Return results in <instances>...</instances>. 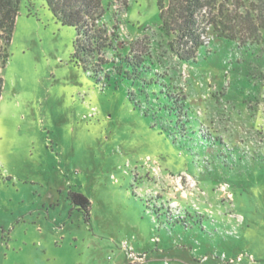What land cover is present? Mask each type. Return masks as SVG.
Segmentation results:
<instances>
[{
    "label": "rangeland",
    "instance_id": "rangeland-1",
    "mask_svg": "<svg viewBox=\"0 0 264 264\" xmlns=\"http://www.w3.org/2000/svg\"><path fill=\"white\" fill-rule=\"evenodd\" d=\"M103 6L112 47L104 67L89 58L95 77L73 60L75 27L21 4L2 72L0 264H264V30L242 47L209 27L185 62L156 0ZM225 7L250 17L241 28L262 22L264 0ZM124 56L160 84L148 100L117 79ZM161 91L182 100L177 124Z\"/></svg>",
    "mask_w": 264,
    "mask_h": 264
},
{
    "label": "trees",
    "instance_id": "trees-1",
    "mask_svg": "<svg viewBox=\"0 0 264 264\" xmlns=\"http://www.w3.org/2000/svg\"><path fill=\"white\" fill-rule=\"evenodd\" d=\"M23 1L0 0V98L4 85L2 72L10 57L9 45ZM44 1L58 21L64 25L75 27L77 31L73 60L77 64H82L85 70L92 71L93 75L98 77V70L94 66H88L89 58H95L97 65L104 67L110 61L102 53L112 47L107 30L101 23L105 12L103 0ZM228 1L231 0H156L161 30L168 37L169 45L179 59L188 62L197 58L199 50L206 43L205 39L209 27L213 28L219 37L237 40L242 47L248 43L247 39L257 35L262 37L264 14L262 18L259 16L262 22L258 27L254 30H246L238 25L244 27L243 24L250 17L226 9L225 6ZM140 70L144 73L148 71L147 67L144 66V59L136 60L124 56L118 63L120 78L117 79L129 81L133 86L139 83L140 86H138L137 91L141 92L143 97L148 100L145 88L156 87L160 84L151 80L141 84L142 79L137 74ZM106 79L110 80L111 78L106 76ZM117 79L114 81L116 82ZM160 93L163 100L167 102L166 105H170L169 109L165 105L164 110H169V114L173 119H176L174 122L177 124L182 118V113H184L182 100L168 91H161ZM78 197L83 201L82 205L87 210L89 200L83 195Z\"/></svg>",
    "mask_w": 264,
    "mask_h": 264
},
{
    "label": "built area",
    "instance_id": "built-area-1",
    "mask_svg": "<svg viewBox=\"0 0 264 264\" xmlns=\"http://www.w3.org/2000/svg\"><path fill=\"white\" fill-rule=\"evenodd\" d=\"M124 245L127 246L126 243ZM128 253H129V255L131 256L132 259H139V258H141L139 256V254L135 253L132 249H128Z\"/></svg>",
    "mask_w": 264,
    "mask_h": 264
}]
</instances>
